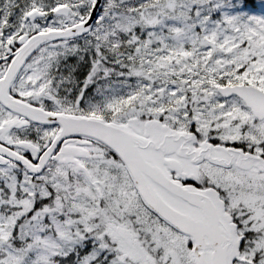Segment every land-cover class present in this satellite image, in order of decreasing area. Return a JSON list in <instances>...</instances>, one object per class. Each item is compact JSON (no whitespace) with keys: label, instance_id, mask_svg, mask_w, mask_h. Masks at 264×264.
Here are the masks:
<instances>
[{"label":"snow or ice","instance_id":"1","mask_svg":"<svg viewBox=\"0 0 264 264\" xmlns=\"http://www.w3.org/2000/svg\"><path fill=\"white\" fill-rule=\"evenodd\" d=\"M0 264H264V0H0Z\"/></svg>","mask_w":264,"mask_h":264}]
</instances>
